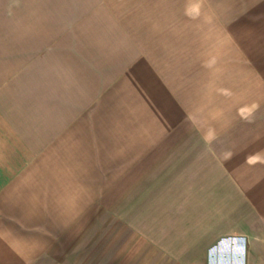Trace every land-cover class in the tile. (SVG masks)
<instances>
[{
  "label": "crops",
  "instance_id": "0c3cea01",
  "mask_svg": "<svg viewBox=\"0 0 264 264\" xmlns=\"http://www.w3.org/2000/svg\"><path fill=\"white\" fill-rule=\"evenodd\" d=\"M250 156L264 0H0V264H264Z\"/></svg>",
  "mask_w": 264,
  "mask_h": 264
},
{
  "label": "rangeland",
  "instance_id": "374dc122",
  "mask_svg": "<svg viewBox=\"0 0 264 264\" xmlns=\"http://www.w3.org/2000/svg\"><path fill=\"white\" fill-rule=\"evenodd\" d=\"M95 215L89 217V225L85 226V243H73L72 255L75 256H97L103 248L98 247L101 243H106V254L113 253V221L112 217Z\"/></svg>",
  "mask_w": 264,
  "mask_h": 264
},
{
  "label": "clouds",
  "instance_id": "9594fccd",
  "mask_svg": "<svg viewBox=\"0 0 264 264\" xmlns=\"http://www.w3.org/2000/svg\"><path fill=\"white\" fill-rule=\"evenodd\" d=\"M254 107H258V105H254ZM246 162L247 163H253V162H264V161H260L259 159L250 156V157L246 158Z\"/></svg>",
  "mask_w": 264,
  "mask_h": 264
}]
</instances>
